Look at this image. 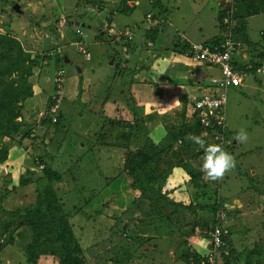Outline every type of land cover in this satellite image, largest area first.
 I'll return each mask as SVG.
<instances>
[{
    "label": "rangeland",
    "instance_id": "1",
    "mask_svg": "<svg viewBox=\"0 0 264 264\" xmlns=\"http://www.w3.org/2000/svg\"><path fill=\"white\" fill-rule=\"evenodd\" d=\"M2 1L0 0V32L14 35L25 51L42 57L48 53L47 46L59 45L61 42L64 44L63 53L70 61L68 64L63 62L55 65V68L61 66L64 69H58V73L65 72L63 100L59 108L63 119L57 130L47 123H40L44 117L42 111L45 109V93L47 91L50 94L53 84V81L43 75L45 71L50 74L53 71L54 63L52 66L49 62L52 57L40 61L41 67L34 70V75L29 80L33 98L21 103L22 125L15 141L11 143L5 139L10 149L7 161L0 165V186L8 179H18L27 171L34 172L38 181L11 194L4 203L5 208L11 210L32 204L36 191H42L50 184L64 205V212L71 214L72 205L83 203L78 200V191H81L85 194L82 200L86 205L75 217L74 224L76 221L80 224L75 236L80 247L85 249L84 264H115V260L122 258L121 248L131 246L135 253L124 264H176L173 261L176 258L179 263L186 264L177 257L182 248L181 241L173 247L167 236L156 242L160 253H151L149 256L153 249L151 243L143 246V249L148 246L147 251L145 250L148 258L139 254L141 247L124 235H112L110 241L96 242L107 227L113 224L114 214L120 215L125 211L131 220L140 216L142 211L134 208V205L127 210L130 205L127 199L131 201L139 195V192L129 188L131 180L122 169L127 144L133 152L140 148L145 152L149 142L159 145L164 141L166 144L168 131L175 125L180 126L181 121L184 120L187 126L199 123L190 113L191 101L201 94L196 96L191 84H194L195 76L201 72L202 78L208 76L203 84L204 88H211V79L219 77L220 67L214 66L208 70L201 63L191 62L186 55L188 52L182 51L185 43L183 39L189 44L213 42L220 34L216 18L222 12L229 16L230 11H225L223 6L231 7L233 1L125 0V4L127 2V6H130L127 13L117 12L124 0H96L95 5L86 4V0H7L5 5ZM222 2L226 3L221 5ZM12 8H15L16 13ZM153 8L156 10L153 11ZM66 9H69V14L74 15L67 18ZM159 10L162 11L160 14ZM148 14L157 17L155 26V20L151 17L153 26L150 30L158 29L149 38L145 36ZM56 15H61V19L65 18L67 23L63 27H53L51 31L49 26L57 19ZM68 19L72 22L69 26ZM226 19L223 24L228 29L235 22L229 17ZM251 22H256L257 27L262 24L261 29L264 30V14ZM79 26L81 30H78ZM109 29L115 35H109L106 32ZM76 30L78 33L82 32L80 36L75 34ZM99 32H106L110 37L106 35V40L99 41L96 38ZM226 32L220 36L224 37ZM130 34L133 36L132 41H128ZM249 38L253 42L262 41L258 31L249 34ZM78 41L79 46L87 51L88 61L78 52ZM173 45H178L179 50H175L178 47ZM242 53L246 54V50ZM239 67L235 66L233 69ZM166 73L167 77L164 76ZM238 73L242 72L239 70ZM160 78V83L154 84ZM175 83L184 85L186 91L190 92L192 100L187 99L186 110L180 104L185 94L177 99L175 95L183 92L170 88ZM164 90H167V96ZM121 91H124L123 98L119 97ZM236 93L238 89H229L226 124L222 129L199 124L201 136L206 141L214 142L217 136L227 135L228 140L234 144L241 129L247 132V141H237L235 154L230 153L236 159L232 170L219 181H211L203 174L207 183L217 187V193L227 205L226 209L237 210L236 214H227L231 230L227 242L230 240L229 246L234 249L236 256L243 257L239 264H244L246 242L256 243L264 249V87H258L255 91L248 89V97L240 93L235 95ZM160 96L163 100L159 99ZM235 99L240 100L239 104ZM105 101L110 104H105ZM115 102L118 111L111 106ZM154 109L156 110L152 112ZM135 112L137 121L133 120ZM125 122H129L133 129L123 126ZM27 132L30 133L26 136ZM211 134H215L214 137ZM179 145L180 140L172 145V152L176 150L174 154ZM243 152L244 156L237 157L238 153ZM39 156L50 171L61 175L59 181L48 182L42 178L43 167H36L33 163ZM203 159L201 158L200 166L193 161L196 164L194 167L202 169ZM174 169L165 190L171 192L169 197L177 203H191L193 195L184 186L186 174L181 168ZM106 183L108 184L105 186ZM177 185V189L173 190ZM90 189L96 192L92 198ZM189 190L194 192L192 187ZM121 199L123 202H118ZM124 216L120 217L122 223L128 220ZM197 218L198 216L195 219ZM133 234L143 237L142 239L154 235L138 234L137 230ZM178 236L180 235L174 233V237ZM204 236L203 231L197 230L188 239V245L195 252L207 255L210 240ZM30 237L28 228L18 229L13 243L0 253V264H27L24 244ZM3 240L6 241V238L3 237ZM39 261L41 264H57V260L51 256Z\"/></svg>",
    "mask_w": 264,
    "mask_h": 264
},
{
    "label": "trees",
    "instance_id": "2",
    "mask_svg": "<svg viewBox=\"0 0 264 264\" xmlns=\"http://www.w3.org/2000/svg\"><path fill=\"white\" fill-rule=\"evenodd\" d=\"M95 1L96 0H86L85 2L86 4L95 5ZM6 2L7 0H3L2 4L5 5ZM62 6L64 8V5ZM121 6V8L117 9L118 13H127L130 11V6H127V2L125 4V0L122 1ZM231 6L229 16L224 12L218 15L217 25L221 30L224 29L225 25L223 24V19L229 17L235 22L234 26H228L230 35L224 37L220 36L218 40L229 37L233 41L236 40L242 47L246 46L249 59L245 66H240L238 68V70L242 71L245 75L242 81L245 77L246 79L257 77L259 79L258 83L262 84L261 82L264 81V30L260 33L262 41L253 42L248 35L247 22L251 17L264 14V0H234ZM68 10L69 9L65 10L67 14L65 16L67 18L74 15L71 13L69 14ZM155 10L156 8H153V11ZM12 11L15 12V8H12ZM161 12L160 10L158 11L159 14ZM56 17L57 19L55 22L49 26V30L53 27L58 28V25L61 27L66 25L67 22L65 18L61 19V15H56ZM151 17L154 20L157 18L153 15H151ZM71 23L72 22L68 19V26ZM80 28L79 26L78 30H81ZM78 30L75 31V34L80 35L82 32L78 33ZM51 31H53V29ZM157 31L158 29H154L153 31L147 28L145 36L149 38V36H152ZM106 32H99L96 38L99 41L106 40V35L110 37ZM132 40L133 37L128 41ZM63 45V43L59 42V45L54 44V46H47L48 53L46 56L42 57L39 54L35 55L32 52L25 51L14 35L0 32V165L7 161L9 155L10 145L5 142V139L13 143L19 134L22 125V121L20 120L21 103L33 96V88L29 80L33 77L34 70L41 67L40 61L50 57L52 58H50L51 60L49 62L52 66L54 63V69L51 74L50 72L45 73L47 72L45 71L43 75L44 78L48 77L50 81H53V84L51 85V91H49L50 94H48L47 91L45 93L44 117L40 123H47L55 130L59 129L58 126L63 119V115L59 111L63 98L59 100L58 97L61 93L63 96L62 91L65 72H61V75H59L58 69L63 68L61 66L60 68H55V65L62 64L65 60L66 56L63 53ZM188 48L189 44H184L182 51L186 52ZM80 54L86 61L89 60V58H86L85 54ZM64 64L68 63L64 62ZM133 82H135V80ZM133 84L134 83H132V85ZM241 84L242 83L237 86H230L227 89V93L231 88L239 90L242 87ZM260 87L263 86L260 85ZM239 91L242 96L248 97L246 94L248 93L247 89L246 92L242 89ZM132 94L134 95V93ZM119 97H124V91L120 92ZM105 100L107 99L105 98ZM55 105L57 108L51 118L49 116L51 115L50 110ZM133 114V120L137 121L136 112ZM224 114H226V107ZM183 121H181L180 126L175 125L168 131L165 142L169 145L167 143L165 144L164 141L159 145H153L149 142L146 145L147 150L145 152L143 148L136 149L135 152H133V150L129 149L127 144V152L124 155L122 169H124L123 171L131 180L129 188L139 192L136 199H132L131 201L129 198L127 199V202L131 205H128L127 210H130L134 205V208L142 211L140 216H135L134 219L131 220L125 211L120 215L114 214L113 224L107 227L106 232L96 243L110 241L112 235H124L130 241L141 247V252H139V254L144 256V258H148L151 253H160L161 250L157 249L158 244L156 242L159 241V238L167 236L170 240L168 241L171 242L173 247L176 246L175 244H178L177 242L179 240L181 241L182 248L177 257H179L182 262L186 264H209L206 256L191 249L192 247L188 245V239L199 230L205 233L204 238L211 241L214 230L220 229V237L223 241V245L215 248L217 256L214 264H239L243 257L236 256L234 249L229 246L230 240L227 242V238H229L231 234L227 214H236L237 210L229 211L226 209L225 206L227 205L221 200V197L217 193V187L215 188L214 185L207 183L203 177L204 171L198 167L201 165V158H204V150L196 143L190 141L187 137L189 135H196L204 139L201 136L200 124L194 122L192 125L187 126ZM111 123L114 124L113 121ZM123 126L129 129L131 128L129 122H125ZM131 129H133V127ZM29 133L30 132H27L25 135L27 136ZM211 135L214 137L215 134ZM178 140L181 141V145H179L178 151L174 154L176 150L172 152V145ZM213 143L219 144L227 152L235 154V143H237V141L233 144L231 140H228L227 135L223 136L222 144H220L218 136L214 142L205 140L206 145ZM244 155L245 152L238 153L237 157H242ZM193 161L195 163L197 162V168L194 167L196 164L193 163ZM33 163L36 167H43L42 178L44 177L48 182H57L61 179V175L58 172L49 170V167L45 165L46 163L43 161L42 157L39 156L35 158ZM176 167L181 168L186 174L184 186L187 192L190 193L191 196L193 195V201L191 200V203H177L173 198L169 197L171 192L165 190V185L169 177L173 175L171 171ZM37 181L34 172L27 171L25 174H21L18 179H8L0 186V253L13 243L14 234L17 230L25 227L29 229L31 235L30 240L24 244L27 264H41L39 260L48 256L55 258L57 264H84L83 250L85 249L80 247L79 241L75 236L76 231L80 228V224H78L77 221L76 224H74L75 217H77L79 211L86 205V202L82 200V197L85 196L84 193L78 191L80 195L78 200L83 203H76L71 206L73 209L71 217L70 213L64 212V205L61 203L60 198L50 184H47L42 191H36V198L32 204L11 210L5 208L4 203L11 197V194ZM108 183H106L105 186ZM177 187L178 185L174 186L173 190L177 189ZM191 187L194 192H190L189 188ZM95 194L96 192L90 189V198ZM118 202H123V199L118 200ZM221 214L225 217H222ZM122 215L128 218V220L123 223L120 219ZM197 216L198 218L196 220L195 218ZM189 217H192L191 220H189ZM136 230L138 234L153 233L154 235L142 239L143 237L140 238L133 234V231ZM223 230L229 231L224 233ZM174 233L180 236L174 237ZM155 236L156 238L154 239ZM3 237L6 238V241L3 240ZM93 241L94 240H92V242ZM146 243H151V248H153L149 256L145 254L148 246L143 249L144 245H149ZM246 243L244 264H264V249L261 248L262 246L256 243ZM155 244L157 245L154 248L153 246H155ZM210 246H212V244H210ZM132 253H135L132 246L131 248H121L122 258L115 260V264H124L126 261H129L132 257ZM173 261L176 264H181L177 261V258L175 260L173 259Z\"/></svg>",
    "mask_w": 264,
    "mask_h": 264
},
{
    "label": "built area",
    "instance_id": "3",
    "mask_svg": "<svg viewBox=\"0 0 264 264\" xmlns=\"http://www.w3.org/2000/svg\"><path fill=\"white\" fill-rule=\"evenodd\" d=\"M150 15H147V21H151ZM109 35H115L112 29L108 30ZM128 34V33H126ZM132 36H129V39ZM80 42L76 43L78 52L85 54L88 59L89 56L85 48L79 46ZM190 45V44H189ZM241 45L237 41L231 40L229 37L217 44H192L188 49V56L190 60L201 63L206 67H220V75L218 78L211 79V88L199 97L193 100L191 113L205 127H216L222 129L225 126V107L227 103V89L230 86H237L242 83L244 74H239L232 65V56L238 54ZM61 75V73H59ZM59 100L62 98V93L59 95ZM59 102V101H58ZM57 106H53L50 110L51 118ZM220 144L223 143V136H218ZM224 233L227 231L224 230ZM220 229L214 230L212 241L214 248L221 247L223 241L221 239ZM211 253H215V250ZM208 261L211 264L215 262V256L210 254Z\"/></svg>",
    "mask_w": 264,
    "mask_h": 264
},
{
    "label": "clouds",
    "instance_id": "4",
    "mask_svg": "<svg viewBox=\"0 0 264 264\" xmlns=\"http://www.w3.org/2000/svg\"><path fill=\"white\" fill-rule=\"evenodd\" d=\"M234 1V0H231ZM224 2L221 3V5H223ZM226 3V2H225ZM225 7V6H224ZM232 7V6H231ZM231 7H226L228 8V11H231ZM225 10V9H224ZM227 11V10H225ZM149 15V14H148ZM151 16V15H150ZM151 18V17H150ZM151 20V19H150ZM227 19L224 18L223 19V23L226 21ZM147 28L151 29V27L153 26L152 22L147 21ZM156 20L154 21V25H156ZM231 26H234L231 25ZM226 28V27H225ZM225 30V29H224ZM226 32V30H225ZM108 33V30H107ZM129 33V32H128ZM81 35V34H80ZM79 35V36H80ZM230 35V30L229 27L227 29V32L225 34V36ZM130 36H132L130 34ZM133 37V36H132ZM131 37V38H132ZM224 40V39H223ZM223 40H218V41H213V42H205L203 44H217ZM236 41V40H235ZM78 43V42H77ZM190 46V45H189ZM244 47L241 46V49L239 50L238 54H242V51H244V49H242ZM189 49V48H188ZM188 51V50H187ZM186 51V52H187ZM126 52V51H125ZM187 57L189 58V54L186 53ZM68 59V58H67ZM232 65H233V56H232ZM69 61V60H68ZM65 62V61H64ZM66 63V62H65ZM69 63V62H68ZM233 67H235L233 65ZM210 68V67H209ZM237 72L239 71L238 69H235ZM244 74V73H242ZM243 82V81H242ZM201 85V84H200ZM198 86H199V82H198ZM194 100V99H193ZM193 100L191 101V105L193 106ZM226 124V123H225ZM190 141L196 143L197 145H199L203 150H204V160H203V164H202V169L206 175V178L211 180V181H216L218 179L223 178V176L230 170H232L235 167L236 164V159L235 156L230 154L229 152H227L221 145L219 144H205V140L202 139L199 136L196 135H189L187 137ZM235 139L240 142V143H244L247 141L248 136H247V132L243 129H241ZM222 217H225L224 215L221 214ZM224 231V230H223ZM229 231V230H226ZM210 244H212V246H210V251L207 255H204L207 257L208 260V256L211 254H213L215 256L216 259V252L215 253H211L212 251L215 250L214 245H213V241H210ZM209 263V261H208ZM211 264V263H209Z\"/></svg>",
    "mask_w": 264,
    "mask_h": 264
},
{
    "label": "crops",
    "instance_id": "5",
    "mask_svg": "<svg viewBox=\"0 0 264 264\" xmlns=\"http://www.w3.org/2000/svg\"><path fill=\"white\" fill-rule=\"evenodd\" d=\"M231 1V0H230ZM225 3V2H224ZM223 3V4H224ZM224 7V6H223ZM224 9L225 10H227L228 11V8H226V7H224ZM262 15V14H261ZM226 18V17H225ZM254 18H257V16H254V17H251V18H249L248 19V22H247V31H248V35L250 34H252V33H255V32H259V33H261L262 31H263V29H261V26H262V24L261 25H259V27H257V23L256 22H251ZM217 19V18H216ZM217 27H218V25H217ZM219 29V31H220V34L219 35H217L212 41H218V39L220 38V35H222L221 33H225V30H227V28H225V30L224 29H222V31H221V29L220 28H218ZM179 38V37H178ZM180 39V38H179ZM184 40V44H189L188 43V41L186 40V39H183ZM186 40V41H185ZM204 42H206V41H203V42H201V43H204ZM201 43H190V45H192V44H201ZM183 44V43H182ZM184 44H183V46H184ZM174 47L175 46H177L178 47V45H173ZM132 48V47H131ZM183 48V47H182ZM242 49H244V50H246V46L244 47V48H242ZM175 50H179V47H178V49H176L175 48ZM132 51V50H131ZM182 55V54H181ZM249 59V54L246 52V54L245 53H242L241 55L240 54H234L233 55V65L234 66H245L246 65V62H247V60ZM191 62H193V63H195L193 60H190ZM196 64V63H195ZM159 67H160V65H159ZM197 68H199V67H197ZM208 70H210L208 67H206ZM170 71V70H169ZM242 72V71H241ZM169 73V72H168ZM168 73H166V75H164L165 77H167L168 75ZM170 74V73H169ZM135 75H136V77H137V74L135 73ZM202 75H203V73H201V72H198V74H197V76H195V82H194V84H191L192 86H194L193 87V91H196L195 92V95L196 96H199L200 94H202L203 92H205L206 91V89L207 88H204V83H205V80H207L208 79V76H207V78H202ZM208 75V74H207ZM170 76V75H169ZM245 76V75H244ZM169 80H170V78H169ZM160 81H161V78L160 79H158V82H156V83H154V84H158V83H160ZM258 81H259V79L257 78V77H250V78H247L246 79V77H245V79L243 80V82H242V84H241V88L240 89H242V90H244V92H246V89L248 90V89H250V90H252V91H255L258 87H260V85H263V87H264V81L263 82H261L262 84H259L258 83ZM198 82H199V86H198ZM201 84V85H200ZM170 88H173L176 92H179V93H182V94H180V95H175L176 96V98L177 99H179L180 97H181V95H184L183 96V98H182V102H180V104L182 105V108H183V110H186V104H187V99H188V101H189V99H191L192 100V97H190V92L187 90L186 91V87L184 86V85H182V84H178V83H175V85H172V87H170ZM239 88V87H238ZM262 88V87H261ZM232 89V88H231ZM239 89V90H240ZM238 90V91H239ZM185 92V93H184ZM228 93H229V91H228ZM239 93H240V91H239ZM239 93H236L235 95H238ZM164 94L167 96V90H164ZM247 94V93H246ZM33 98V97H32ZM159 99H161V100H163V98L160 96V98ZM235 101H236V103L237 104H239V102H240V100H236L235 99ZM106 103H109L108 101H106L105 102V104ZM110 104V103H109ZM115 105H116V102L114 103V105H111L112 107H115ZM118 109L119 108H116L115 107V110L116 111H118ZM156 109H154V110H152V112H154ZM43 112V111H42ZM191 114V116L192 117H196V116H193V114L192 113H190ZM160 115H163V114H160ZM235 143V142H234Z\"/></svg>",
    "mask_w": 264,
    "mask_h": 264
},
{
    "label": "water",
    "instance_id": "6",
    "mask_svg": "<svg viewBox=\"0 0 264 264\" xmlns=\"http://www.w3.org/2000/svg\"><path fill=\"white\" fill-rule=\"evenodd\" d=\"M66 63H68L69 61H68V59L65 57V60H64Z\"/></svg>",
    "mask_w": 264,
    "mask_h": 264
}]
</instances>
